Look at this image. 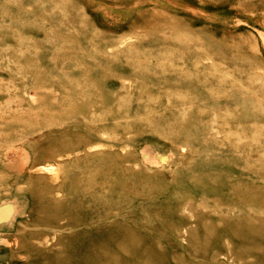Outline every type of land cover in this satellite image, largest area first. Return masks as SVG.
<instances>
[{
	"label": "rangeland",
	"instance_id": "1",
	"mask_svg": "<svg viewBox=\"0 0 264 264\" xmlns=\"http://www.w3.org/2000/svg\"><path fill=\"white\" fill-rule=\"evenodd\" d=\"M5 203L0 264H264V0H0Z\"/></svg>",
	"mask_w": 264,
	"mask_h": 264
},
{
	"label": "bare ground",
	"instance_id": "2",
	"mask_svg": "<svg viewBox=\"0 0 264 264\" xmlns=\"http://www.w3.org/2000/svg\"><path fill=\"white\" fill-rule=\"evenodd\" d=\"M94 25V24H93ZM93 25H91V27L93 26ZM89 27H90V25H89ZM97 54V53H96ZM100 57V56H99ZM144 57V56H143ZM99 62V61H98ZM157 67V66H156ZM115 70V69H114ZM84 72H86V71H84ZM119 72V71H118ZM117 72V73H118ZM104 73V72H103ZM107 73H109V72H107ZM85 74V73H84ZM116 74V73H115ZM113 75V74H112ZM112 75H110V76H112ZM118 75V74H117ZM109 76V75H108ZM117 77H119V76H117ZM82 78V77H81ZM89 78H91V77H89ZM120 78V77H119ZM93 79V78H92ZM71 80V79H70ZM82 80V79H81ZM80 80V81H81ZM73 81H76V79L75 80H73ZM86 81H88V78H86ZM91 81V80H90ZM89 81V82H90ZM77 82H79V81H77ZM92 82V81H91ZM90 82V83H91ZM163 82H165V81H163ZM76 83V82H75ZM85 83V82H84ZM96 83V82H95ZM94 83V84H95ZM70 84V83H69ZM77 84V83H76ZM80 84H82L83 85V83H80ZM79 84V85H80ZM86 84H89V83H86ZM62 87H63V85H61ZM81 86V85H80ZM95 86V85H94ZM64 88V87H63ZM72 91H74V90H72ZM64 92V91H63ZM79 92H80V90H79ZM127 92V91H126ZM85 93V92H84ZM31 94V93H30ZM73 94V93H72ZM64 95H67L66 93L64 94ZM69 95V94H68ZM71 95V94H70ZM74 95V94H73ZM89 95V94H88ZM87 95V96H88ZM85 96H86V93H85ZM94 96V95H93ZM69 97H71V96H69ZM74 100V99H73ZM103 100V99H102ZM80 103V102H79ZM27 104V103H26ZM25 104V105H26ZM81 104V103H80ZM113 109V108H112ZM76 111V110H75ZM84 112V111H83ZM77 113V112H76ZM81 113V112H80ZM78 114H79V112H78ZM84 114V113H83ZM93 114H95V113H93ZM76 115V114H75ZM77 116V115H76ZM81 116V115H80ZM52 117H54V115H52ZM73 117V116H72ZM74 118H75V116H74ZM73 119V118H72ZM79 120V119H78ZM80 120H82V119H80ZM83 120H84V118H83ZM49 122V121H48ZM87 122V121H86ZM73 123H75V122H73ZM87 123H90V122H87ZM167 123V122H166ZM51 124V123H50ZM50 124H49V126H50ZM57 124V123H56ZM99 124V123H98ZM164 124V123H163ZM48 125V124H47ZM150 125V124H149ZM97 126V125H96ZM155 126H157V124L155 125ZM154 126V127H155ZM80 127V126H79ZM82 127V126H81ZM91 128V127H90ZM63 129L64 128H62V130L61 131H63ZM85 129V128H84ZM88 129V128H87ZM100 129V128H99ZM145 129V128H144ZM158 129V128H157ZM54 130V128H52L51 127V130H49L48 132H47V135L48 136H50V133L52 132ZM93 131V130H92ZM111 131V130H110ZM144 131V130H143ZM148 131H151V130H149L148 129ZM85 132V131H84ZM99 132V131H98ZM101 132V131H100ZM112 132V131H111ZM117 132V131H116ZM138 132V131H137ZM57 133V132H56ZM129 133V132H128ZM100 134V133H99ZM117 134V133H116ZM134 134V133H133ZM154 134H155V132H154ZM128 135V134H127ZM169 135V134H168ZM129 136V135H128ZM97 137V136H96ZM125 137H127V136H125ZM157 137V136H156ZM44 138V137H43ZM113 138V137H112ZM132 142V141H131ZM4 143V142H3ZM89 143H91V142H89ZM118 143V142H117ZM36 144V143H35ZM42 144H43V146L45 147V151L44 152H42L40 155H41V157H39V158H37V157H35L33 160H35V161H37V160H51V159H55V160H57V156L58 157H61L62 156V154H64L65 153V155H66V152L67 151H71L73 148H79L81 145L79 144V143H76V144H74V143H72L71 141H69L68 139H67V137H66V134L64 135L63 134V132H62V134L60 135V136H53V137H51V138H49V139H46V140H43L42 141ZM59 144H65V148L63 149V150H58L57 149V146L59 145ZM115 146V145H114ZM82 147V146H81ZM86 147H87V145H86ZM80 149V148H79ZM81 150H83L82 148H81ZM69 152L67 153V154H69ZM79 152V151H78ZM147 152V151H146ZM27 153V152H26ZM151 154V153H150ZM149 154V155H150ZM80 155V154H79ZM78 156V155H77ZM150 156H152V154L150 155ZM149 156V157H150ZM75 157V156H74ZM152 157H154V155L152 156ZM78 158V157H77ZM150 160V159H149ZM76 161V160H75ZM78 161V160H77ZM66 162V161H65ZM135 162H136V160H135ZM67 163V162H66ZM69 163V162H68ZM123 163V162H122ZM19 166H20V164H18ZM17 165V166H18ZM121 165V164H120ZM67 166V165H66ZM69 166V165H68ZM78 166H80L79 164H78ZM64 167V166H63ZM70 167V166H69ZM21 168V167H20ZM65 168V167H64ZM46 169V168H45ZM70 170V169H69ZM101 170V169H100ZM133 170V169H132ZM67 171V170H66ZM99 171V170H98ZM126 171V170H125ZM97 172V171H96ZM99 172H101V171H99ZM84 173V172H83ZM125 173V172H124ZM132 173V172H131ZM134 173V172H133ZM98 174V173H97ZM91 176V175H90ZM90 176H87L86 178L87 179H89V177ZM96 176V175H95ZM100 176H101V174H100ZM99 177V176H98ZM102 177V176H101ZM134 178V177H133ZM132 178V179H133ZM86 179V180H87ZM103 179H105V178H103ZM107 179V178H106ZM105 179V180H106ZM94 180V179H93ZM96 180V179H95ZM97 180H98V178H97ZM135 180V179H134ZM133 180V181H134ZM64 181V180H63ZM103 182H104V180H102ZM129 181V180H128ZM96 182V181H95ZM126 182V181H125ZM102 183V182H101ZM101 183H99L98 184V188H101ZM109 183V182H108ZM51 184V183H50ZM85 184H88L89 185V183L87 182V181H85V178H84V175H78V177H76V176H68V178H67V181L66 182H61V183H59L58 184V189H59V187H60V189L62 190V192H66L65 194H66V201H65V203H64V206H63V208L60 210V211H58L56 214L57 215H59L60 213L61 214H68V215H72V217H73V219L74 220H77V221H82V220H84V221H86L87 222V220H86V218L83 216L84 215V213H85V206H86V204H85V202H84V197H86L87 196V188H86V186H85ZM107 184V183H106ZM133 184V183H132ZM40 185H43V186H37V188H33V189H31V191H33V192H36L37 190H40V192H42V190L43 191H47V190H49L51 187H49L48 185L47 186H45L46 184H43V183H40ZM134 185V184H133ZM32 186V185H31ZM103 186H104V184H103ZM34 187V186H33ZM42 187V188H41ZM52 187H54V185H52ZM89 187L90 188H96L95 186H91V185H89ZM60 190V191H61ZM101 190H102V188H101ZM55 191V190H54ZM167 191V190H166ZM57 192H58V190H57ZM59 193V192H58ZM62 194V193H61ZM34 195V194H33ZM57 195V194H56ZM55 196V195H54ZM54 196H52V197H54ZM61 196V195H60ZM65 196V195H64ZM63 196V197H64ZM62 197V198H63ZM74 197H76L77 199H78V202L75 204V202L73 201L74 199ZM34 198V197H33ZM44 199V197L42 196V197H38V196H36V201H38V199ZM56 198V197H55ZM45 200V199H44ZM52 200V199H51ZM208 200H209V198H208ZM36 202H34V204H35ZM40 203V202H39ZM78 203H80V204H82L81 206H79V204ZM196 203V202H195ZM33 206V205H32ZM101 206H102V204H100L99 205V208H101ZM197 206H199V204L197 205ZM206 206V205H205ZM213 206V205H212ZM227 206V205H226ZM208 208V207H207ZM206 208V209H207ZM248 208V207H247ZM37 209H38V211L37 212H35V215L34 216H31V217H29V222L27 223V220L28 219H26V221L24 222V224L21 226L20 224H12V226H10L9 227V231H11V230H14L17 226L22 230L23 228H26V229H28L26 226H24L26 223H27V225L28 226H33V227H38V226H40L41 227V225L42 226H45L46 225V227H45V229H42V228H35V229H33L32 231H34L37 235L38 234H40V235H43V234H45V233H48V229H50V228H52V227H54V221L52 222V224H50L48 221L49 220H52V218H51V215L50 214H48L49 216H47V214H45V215H42L41 213H40V211H39V209H41V206H37ZM187 209H188V207H187ZM191 209V208H190ZM32 210V209H31ZM181 210V209H180ZM196 210V209H195ZM208 210V209H207ZM34 211V210H33ZM209 211V210H208ZM260 211V210H259ZM213 212V211H212ZM210 213V212H209ZM214 213V212H213ZM212 213V214H213ZM42 216V217H41ZM103 219V218H102ZM101 219V217H96L93 221H90V222H95V221H98V220H102ZM209 219V218H208ZM218 220V219H217ZM220 220V219H219ZM204 221H205V219H204ZM207 221V220H206ZM210 222H211V219L209 220ZM128 222V221H127ZM194 222V221H193ZM212 223V222H211ZM224 223V222H223ZM208 224V223H207ZM210 224V223H209ZM208 224V225H209ZM222 224V223H221ZM243 224V222H241V224L240 225H242ZM42 229V230H41ZM207 233V232H206ZM9 235V234H8ZM228 241V240H227ZM6 242H7V240H6ZM8 243V242H7ZM10 243V242H9Z\"/></svg>",
	"mask_w": 264,
	"mask_h": 264
},
{
	"label": "water",
	"instance_id": "3",
	"mask_svg": "<svg viewBox=\"0 0 264 264\" xmlns=\"http://www.w3.org/2000/svg\"><path fill=\"white\" fill-rule=\"evenodd\" d=\"M12 205L9 203L0 205V222L7 220L12 214Z\"/></svg>",
	"mask_w": 264,
	"mask_h": 264
}]
</instances>
